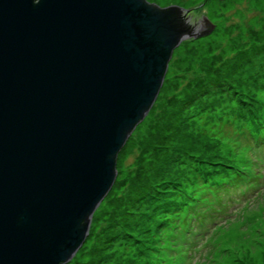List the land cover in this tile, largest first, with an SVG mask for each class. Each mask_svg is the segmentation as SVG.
Masks as SVG:
<instances>
[{
	"label": "water",
	"instance_id": "1",
	"mask_svg": "<svg viewBox=\"0 0 264 264\" xmlns=\"http://www.w3.org/2000/svg\"><path fill=\"white\" fill-rule=\"evenodd\" d=\"M203 23L196 38L212 31ZM198 27L190 10L146 0H0V264L78 252L118 154Z\"/></svg>",
	"mask_w": 264,
	"mask_h": 264
},
{
	"label": "rangeland",
	"instance_id": "2",
	"mask_svg": "<svg viewBox=\"0 0 264 264\" xmlns=\"http://www.w3.org/2000/svg\"><path fill=\"white\" fill-rule=\"evenodd\" d=\"M146 1L193 15L202 12L212 31L174 49L152 107L118 154L115 183L66 264H264L262 187L257 198L251 197L249 212L228 222L214 217L201 230L194 225L198 248L191 256L167 261L161 251L158 262L151 260L160 230L163 243L171 245L168 229L175 228L165 217L172 210L182 217L196 180L209 178L224 202L230 195L240 198V190L251 195L249 187L228 188L224 194L218 186L227 177L214 166V157L230 155V148L226 143L216 146L212 136L218 138L223 128L245 140L253 137L251 123L264 113V0ZM202 88L208 91L198 94ZM258 152L264 158V148ZM243 153L238 158L245 161ZM234 208L230 204L226 211Z\"/></svg>",
	"mask_w": 264,
	"mask_h": 264
},
{
	"label": "trees",
	"instance_id": "3",
	"mask_svg": "<svg viewBox=\"0 0 264 264\" xmlns=\"http://www.w3.org/2000/svg\"><path fill=\"white\" fill-rule=\"evenodd\" d=\"M221 84L222 86H225V83ZM207 91V88H202L198 94H203ZM262 106L264 107V102H262ZM254 120L256 122L251 123V126L254 129L252 134L253 137L248 138L250 139L251 144L247 143L248 139H242L244 135L232 134L223 128H221L220 136L218 138L215 137V135L212 136L216 146H219V143H226L227 147L230 148V155L228 153L225 156L223 155L220 157L217 155L214 157L216 160L214 166L218 165V167L224 169L226 172L222 174L227 177V181L218 186L223 189L222 192L224 194L229 190L228 188L235 187V189H241L242 186L249 187L252 191L251 195L248 196L246 190H240V198L230 195L227 198L228 202H224V196L221 195L222 197H220L218 195L220 189H217L216 185L210 184L211 182L209 178H207V180L204 178L202 180H196L194 186H192L195 189L189 193V203L184 208L182 217L179 216V211L177 210H172L165 217V223L168 222L169 226H174L175 232L180 229L182 233L177 234L168 229L172 238V243H170L171 245H166L163 243V240L165 239V236L163 235L164 230H160L158 233L159 235L160 233L162 234L160 235L159 240L157 239L153 245L151 251L152 255L155 254L154 258L151 259L153 262H158L161 259V257H159L161 251H166L167 254L165 255V258L162 257V259L168 261V258L172 260L174 258L185 257V250L188 247L192 248L194 251L197 250V247L192 246L196 243V241H194L195 239H193L196 234L195 226L201 230L205 227L208 221L214 219V217L222 218L225 222H228L231 220L232 216H236L239 212H249L252 206V204L250 205L249 203L251 197H254L257 194L255 196V198H257L259 196V190L264 188V182H260L262 174L257 171L260 165L264 163V158L258 154L259 148H264V113H257ZM242 150L244 151L243 157L245 158V161L238 158L239 156H242ZM220 168L218 169V173L221 172ZM211 175L213 177V174ZM196 192H201V195L195 196ZM230 204L237 205V208L231 213H228L226 210ZM180 225H183V229L180 228ZM189 241H191L190 244H188ZM172 252H176L175 256L169 254Z\"/></svg>",
	"mask_w": 264,
	"mask_h": 264
},
{
	"label": "clouds",
	"instance_id": "4",
	"mask_svg": "<svg viewBox=\"0 0 264 264\" xmlns=\"http://www.w3.org/2000/svg\"><path fill=\"white\" fill-rule=\"evenodd\" d=\"M39 2H40V0H36V4H38ZM182 18H183V20H184V23H185L186 25H188L189 27H191V25H192V21L189 20V19H187L186 17H183V14H182ZM198 18H199V25H200V27H198V28H193V33H192V35L183 34V35L181 36V39L187 38V39L195 40V39H197L196 37H197L202 31L206 30V28H205V26H204V23H203V21H204V14H203L202 12L199 13V14H198Z\"/></svg>",
	"mask_w": 264,
	"mask_h": 264
}]
</instances>
